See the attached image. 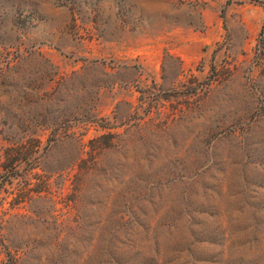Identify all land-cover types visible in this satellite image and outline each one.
<instances>
[{
  "label": "rangeland",
  "instance_id": "1",
  "mask_svg": "<svg viewBox=\"0 0 264 264\" xmlns=\"http://www.w3.org/2000/svg\"><path fill=\"white\" fill-rule=\"evenodd\" d=\"M0 264H264V0H0Z\"/></svg>",
  "mask_w": 264,
  "mask_h": 264
},
{
  "label": "crops",
  "instance_id": "2",
  "mask_svg": "<svg viewBox=\"0 0 264 264\" xmlns=\"http://www.w3.org/2000/svg\"><path fill=\"white\" fill-rule=\"evenodd\" d=\"M202 15L206 24H209L205 31L203 32H191L187 26L185 29L182 28L181 35H175V38L171 44L175 47V50L178 54L185 55L190 48H201L204 44H211L216 39V35H219L220 30L216 28V24L210 23V16L212 15L211 11L208 9L202 10ZM218 30V32H217ZM156 39V44L158 46H166V37L160 35Z\"/></svg>",
  "mask_w": 264,
  "mask_h": 264
}]
</instances>
